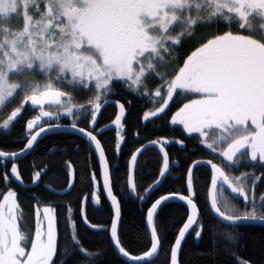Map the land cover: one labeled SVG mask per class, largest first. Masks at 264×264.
<instances>
[{"label": "snow or ice", "instance_id": "snow-or-ice-1", "mask_svg": "<svg viewBox=\"0 0 264 264\" xmlns=\"http://www.w3.org/2000/svg\"><path fill=\"white\" fill-rule=\"evenodd\" d=\"M185 43L198 46L180 66L178 49ZM37 74L43 76V83L36 80ZM154 77L162 81L154 95L146 91L140 94L150 101L163 100V106L145 113V120L164 112L174 94L195 95L197 98L179 109L172 123L182 124L188 133H198L200 143L223 158L229 169L249 159L264 161V0H0V113L21 98L20 107L0 125L3 129L21 117V110L28 103L33 109L40 108V115L28 122L29 130L39 124L41 117H58L61 110L68 115L74 114V108L87 111L85 105L72 103L70 93L63 91L65 87L73 91L95 89L94 98L87 102L95 123L103 106L101 100L112 92L114 81L138 91ZM44 105L54 110L45 111ZM119 109L116 124L125 112L123 104ZM47 130L50 129L40 127L21 153L0 152V158L19 157ZM86 135L100 147L92 132ZM152 143H160L164 160L160 175L164 176L169 167L164 151L167 142ZM100 157H104L103 149ZM136 162L137 156L133 155L132 164ZM207 163L214 173L210 198L217 223L231 227L245 221H264V215L257 216L256 211L264 210V195L259 201L255 196L257 181L264 177L250 180L248 173H242L230 179L223 168L212 161ZM40 176L37 172L33 182ZM11 178L22 183L15 164ZM108 179L105 166V188L116 204V218L110 229L114 246L134 264H146V257L157 253L160 245L154 213L175 194L162 196L147 213V221L153 225L150 251L130 256L118 238L119 204ZM9 181V174L5 173V186ZM218 181L227 185L234 196L221 201ZM192 183L190 168L189 190ZM0 197V264H57L56 258L67 248L61 250L58 242L55 210L35 206L33 227L27 223L16 192H0ZM179 198L191 205L193 215L171 248V264H178L185 233L194 224L199 225L193 199ZM237 198L253 210L237 214L233 203ZM196 235L200 236V232ZM226 238L235 242L231 234ZM71 240V247L85 259L93 255L83 249L75 233ZM60 264H66V260L61 259Z\"/></svg>", "mask_w": 264, "mask_h": 264}, {"label": "trees", "instance_id": "trees-1", "mask_svg": "<svg viewBox=\"0 0 264 264\" xmlns=\"http://www.w3.org/2000/svg\"><path fill=\"white\" fill-rule=\"evenodd\" d=\"M197 46L185 43L178 49L180 66ZM36 78L42 77L37 74ZM161 83L159 77H154L145 81V87L132 91L122 82L114 81L113 90L106 98L121 102L127 110L126 116L117 128L99 130V127L111 121L117 114V106L108 104L100 110L97 126L93 131L103 148L110 170L111 189L120 208L117 234L121 246L131 256L146 253L151 247L145 227L148 208L165 194L189 192L198 209L199 225L195 224L182 241L178 252V264H239L240 261L264 264V226L225 227L224 224L217 223L207 199L210 169L205 165H195L192 171L191 190L186 182L187 170L195 160H211L223 168L230 179L248 173L250 180L264 177V161H260L259 158L256 161L249 159L229 169L225 167L223 158L200 143L199 134L187 133L181 125L172 123V118L179 109L191 99H195V95L185 97L174 94L173 100L169 101L164 112L145 120V113L157 111L163 106V100L156 98L150 101L148 96L140 93L146 91L154 95ZM63 91L70 93L73 104L85 105L88 110L75 109L73 115L59 113L58 117L47 123L41 119L39 124H75L88 128L92 117L91 106L87 104L93 99L91 91L82 88L73 91L67 87L63 88ZM18 106L19 97L8 104L6 109L12 110ZM39 109V107L33 109L31 104H26L21 110V117L10 124L8 129L0 127L1 151L12 153L23 148L32 133V130H27V124L39 116ZM154 141L167 142L164 143V151L167 152L169 167L165 175L161 176L163 152L157 144L147 146L137 155V162L133 168L134 187L129 191L127 185L129 158L137 148ZM180 141L183 142L182 145ZM13 164L18 168L22 183L27 186H21L11 178ZM99 171L97 159L90 145L72 133L44 136L18 161L0 159V192L17 193L18 202L25 217L29 218L30 221L27 223L30 226L34 227V210L38 204L51 206L55 210L58 242L61 250L67 248L61 257L56 258L57 264H60L61 259H65L66 264H129L117 254L109 238L112 208L101 189ZM37 172H40L41 176L33 182ZM5 173L9 174L10 178L7 186L4 182ZM71 179L73 186L65 194H55L48 189L49 187L53 190H64ZM261 195H264V179L257 181L255 188L256 199ZM232 196L234 194L228 186L218 181V198L223 201L226 197ZM233 203L238 209L237 214L253 210L251 205H245L242 198L233 200ZM256 211L257 214L264 215V210ZM187 213L186 205L179 201H168L157 209L153 223L160 239V251L155 259L146 264H170L171 246ZM92 225L96 227L93 228ZM197 231L200 232V236L196 235ZM73 233L83 249L92 253V256L85 259L81 252L71 247ZM229 234L235 236V242L227 240Z\"/></svg>", "mask_w": 264, "mask_h": 264}, {"label": "water", "instance_id": "water-1", "mask_svg": "<svg viewBox=\"0 0 264 264\" xmlns=\"http://www.w3.org/2000/svg\"><path fill=\"white\" fill-rule=\"evenodd\" d=\"M106 100H107V103H104V101L101 102L102 105H103L102 108H104V107H105L106 105H108V104H115V105H117L118 108H119V105L121 104L120 102H118V101H116V100H113V99H106ZM102 108H101V109H102ZM126 113H127V110L125 109L124 115H123L121 121L119 122V124H121L122 121L124 120V118H125V116H126ZM98 114H99V113L96 114L95 123H93V117H92V119H91V121H90V125H89V127H88L87 129H85V128H81V127H78V126H76L75 128H73L72 125H66V124H48V125L42 126V127H44L45 129H50V130H47V131H45L44 133H42V134L38 137L37 141L33 143V147H34L35 144H36L41 138H43L44 136H47V135H50V134H55V133H72V134H76V135L80 136L81 138H83V139H84V140L90 145V147L92 148V150H93V152H94V154H95V157H96V159H97V162H98V165H99V170H100V171H99V183H100V186H101V189H102L103 193H104V194L106 195V197L108 198V200H109V202H110V204H111V208H112V219H111V224H112V221L116 218V216H115V213H116V204H114L113 201H112V199H111V197L108 196V194H107V189L105 188V180H104V170H105V166L107 167L108 177H109L107 183H108V184L110 185V187H111V184H110V172H109V167H108V164H107V160H106L105 154H104V157H103V158L100 157V150L103 149L102 146H101V143L99 142V143H100V147L97 148L95 142H94V141H91L90 138L86 135L87 132H92V134L94 135L93 130H94V128L96 127V124H97ZM119 114H120V109H118V113L116 114V116H115L110 122H108L107 124L101 126L100 129H108V128H115V127H117L119 124L114 123V121L116 120V117H117V115H119ZM52 125H57V126H56V127H52ZM36 127H37V128H36ZM36 127H34V129H35V128H36V129H35V131L32 133V135H34L36 132L39 131V128H40V127H38V125H37ZM78 129H84L85 131H84V133H82V132L79 131ZM28 130H29V129H28ZM94 136H95V135H94ZM95 137H96V136H95ZM29 138H30V137H29ZM29 138H28V139H29ZM96 140H98L97 137H96ZM98 141H99V140H98ZM27 142H28V140L26 141L24 147H23L21 150L25 149V147H26V145H27ZM150 145H153V143L150 142V143H145V144H143L141 147H139L137 150H135V151L133 152V154L131 155V157H130V159H129V162H128V177H127V185H128V188H129L130 191L133 189V168H134V165L132 164V157H133V155H136V156H137V155H138V154H139L144 148H146L147 146H150ZM33 147H32V148H33ZM32 148H31V149H32ZM31 149H29V150H27V151H24V152H23L19 157H17V158H0V159L6 160V161H9V162H15V161H18V160L22 159L23 157H25V156L29 153V151H30ZM21 150H18L17 152H12V153H21ZM138 150H139V151H138ZM0 152H2V151H0ZM103 152H104V151H103ZM3 153H5V152H3ZM197 161L200 162V163H198L199 165H205V166H207V167L210 169L211 177H210V183H209L208 192H207V199H208V204H209L210 210H211L212 214L215 216V213H214V211H213L212 208H211V198H210V191H211V188H212L211 181H212V177H213V174H214V173H213V170H212V168H211V165H209V164L207 163V162L210 161V160L201 159V160H195V161H193V162L190 164L189 168H188V171H187V180H186V182L188 183V172H189V169L191 168V169L193 170L194 165H197V164L195 163V162H197ZM212 163H213V162H212ZM213 164H215V163H213ZM216 165H217V164H216ZM14 180H15V179H14ZM15 181H16V180H15ZM16 182L19 183L18 181H16ZM70 184H71V186H70ZM70 184H69L68 187H67L65 190H63V191L53 190V189H51V188H49V187H48V189L51 190V191H52L53 193H55V194L62 195V194L67 193V192L72 188V186H73V180H72V179H71V181H70ZM21 186H24V185L21 184ZM111 191H112V190H111ZM172 194H174V193L165 194V195H163V196H169V195H172ZM112 195L114 196L113 193H112ZM181 196L190 197V196H189V192H187V194H175V198L168 200V201H179V202H182V203H184V204L186 205L187 210H188L187 217H186L184 223L182 224V226L180 227V229L178 230V233H177V235H176V238H175V240H174V242H173L171 248L175 245V241H176V239H177L178 236H179V232H180V230L183 228L184 224L187 223V221H188V217H189L190 215H193V210H192L191 205L187 204V202H186L185 200L180 199L179 197H181ZM161 197H162V196H161ZM161 197L157 198L153 203H155V202H156L158 199H160ZM116 201H117V198H116ZM168 201H167V202H168ZM117 203H118V201H117ZM153 203H152V204H153ZM152 204H151V206H152ZM151 206L148 208V210H147V212H146V216H145V227H146L147 233H148V235H149L150 241H151V235H150V233H151V228H152L153 225H150V224L148 223V221H147V213H148V211L151 209ZM158 208H159V207H158ZM119 211H120V208H119ZM154 214H155V213H154ZM197 215H198V209H197V211H196V215H195V218H196V219H197ZM119 217H120V216H119ZM215 217H216V216H215ZM216 219H217V218H216ZM118 222H119V220H118ZM111 224H110V226H109V238H110V241H111V243H112V245H113V248L115 249V251L117 252V254H118V255H119V256H120L125 262H127V263H129V264H134V262H132L128 257H125L123 254H121V253L118 251V249L114 246V243H113V241H112V239H111V234H110ZM237 225H262V226H264V221H260V220L245 221V222H242V223H238ZM117 226H118V224H117ZM193 226H194V225H193ZM193 226H192V228H193ZM192 228H190V229L188 230V232L185 233V237H186V235L190 232V230H191ZM185 237H184V238H185ZM183 240H184V239H183ZM183 240H182V241H183ZM182 241H181V243H182ZM150 249H151V248H150ZM159 251H160V245L158 246L157 253L153 254L152 257H146V262H149V261L155 259V258L158 256ZM170 254H171V250H170ZM129 255H130V254H129ZM130 256H131V255H130ZM177 259H178V257H177ZM170 264H171V258H170Z\"/></svg>", "mask_w": 264, "mask_h": 264}, {"label": "rangeland", "instance_id": "rangeland-1", "mask_svg": "<svg viewBox=\"0 0 264 264\" xmlns=\"http://www.w3.org/2000/svg\"><path fill=\"white\" fill-rule=\"evenodd\" d=\"M41 79H38V78H36V80H38V81H40V82H44V78H43V76L41 75ZM15 82V81H14ZM57 87H59V85H57ZM91 95H92V97L94 98V95H95V89H93L92 91H91ZM197 98V97H196ZM63 99H66V98H63ZM20 104H21V98H19V106L18 107H20ZM28 104H30V103H28ZM49 107L48 105H44V110L45 111H52V110H54V108H51V109H49V108H47V107ZM75 109H77V111L79 110V108H74L73 109V112H75L76 110ZM13 110H15V108L14 109H12V110H5V111H3L2 113H0V125H2L3 124V121L5 120V119H7V117L11 114V112L13 111ZM40 110V109H39ZM60 113L61 114H65L62 110L60 111ZM39 115H40V112H39ZM55 117H51V118H48V117H41V119L42 120H45V121H51V120H53ZM48 124H54V123H48ZM177 124H179V123H177ZM179 125H181L182 126V128L184 129V127H183V125L182 124H179ZM184 131H186V129H184ZM187 132V131H186ZM188 133V132H187ZM196 134H198V133H196ZM183 144V142L182 141H180V145H182ZM41 207H43V206H41ZM51 207V206H50ZM52 208V207H51ZM24 215H25V213H24ZM26 216V215H25ZM28 221H30L29 220V218L27 217V222Z\"/></svg>", "mask_w": 264, "mask_h": 264}, {"label": "flooded vegetation", "instance_id": "flooded-vegetation-1", "mask_svg": "<svg viewBox=\"0 0 264 264\" xmlns=\"http://www.w3.org/2000/svg\"><path fill=\"white\" fill-rule=\"evenodd\" d=\"M257 201H259V198H257ZM257 216H260L259 214H257Z\"/></svg>", "mask_w": 264, "mask_h": 264}]
</instances>
